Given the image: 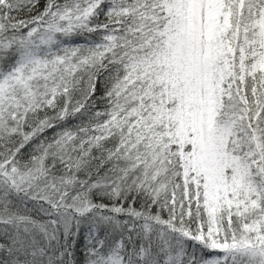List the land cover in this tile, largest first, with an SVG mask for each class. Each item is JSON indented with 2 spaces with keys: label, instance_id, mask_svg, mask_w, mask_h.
<instances>
[{
  "label": "snow or ice",
  "instance_id": "obj_1",
  "mask_svg": "<svg viewBox=\"0 0 264 264\" xmlns=\"http://www.w3.org/2000/svg\"><path fill=\"white\" fill-rule=\"evenodd\" d=\"M0 264H264V0H0Z\"/></svg>",
  "mask_w": 264,
  "mask_h": 264
}]
</instances>
